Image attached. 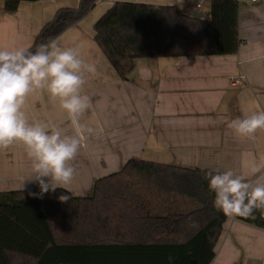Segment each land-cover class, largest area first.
I'll list each match as a JSON object with an SVG mask.
<instances>
[{"label":"crops","instance_id":"obj_1","mask_svg":"<svg viewBox=\"0 0 264 264\" xmlns=\"http://www.w3.org/2000/svg\"><path fill=\"white\" fill-rule=\"evenodd\" d=\"M116 2L176 6L186 15L211 17V0H204L202 10L190 0H100L56 39L62 47L82 44V58L97 69L86 75L82 89L91 108L81 123L93 133L82 140L70 193L90 196L96 180L118 173L132 158L238 173L264 159V130L249 140L227 127L231 119L264 111V0L239 2L241 45L235 55L140 59L127 80L120 78L95 41L96 23ZM78 5L79 0L22 2L15 15H7L0 0V46H32L57 10ZM25 113L30 122L73 132L66 113L39 91L28 97ZM30 169L23 145L0 151V193L38 190L37 184L25 181ZM156 200L152 209L164 214L166 208L190 203L171 196ZM215 252L211 264H264V231L228 218Z\"/></svg>","mask_w":264,"mask_h":264},{"label":"trees","instance_id":"obj_2","mask_svg":"<svg viewBox=\"0 0 264 264\" xmlns=\"http://www.w3.org/2000/svg\"><path fill=\"white\" fill-rule=\"evenodd\" d=\"M38 1L44 0H4V12L15 15L22 2ZM99 1L79 0L76 8L57 10L31 50L56 40ZM95 33L127 80L140 59L235 55L241 45L239 3L211 0V17L204 20L176 6L116 2ZM207 171L132 158L118 173L96 180L90 196L60 188L42 199L29 195L40 189L0 193V264H211L228 217L214 207ZM61 194L72 199L62 203ZM158 196L190 203L156 213ZM254 215L235 219L264 231V216Z\"/></svg>","mask_w":264,"mask_h":264},{"label":"clouds","instance_id":"obj_3","mask_svg":"<svg viewBox=\"0 0 264 264\" xmlns=\"http://www.w3.org/2000/svg\"><path fill=\"white\" fill-rule=\"evenodd\" d=\"M82 47H62L56 40L36 45L35 51L31 46H0V151L17 143L23 145L31 165L25 181L40 189L38 193L29 192L35 198L42 199L45 193L58 188L71 192L69 186L77 177L74 161L84 136L93 133L92 128L81 123L91 108L90 98L82 89L86 75L95 74L97 69L82 58ZM37 91L66 113L72 133L48 123L29 121L26 101ZM227 127L238 137L254 140L264 130V111L231 119ZM262 172L264 159L253 161L242 173L231 169L207 171L205 179L215 194V209L230 219L255 218L257 211L264 216V176H257ZM58 199L67 203L72 196L61 194Z\"/></svg>","mask_w":264,"mask_h":264},{"label":"built area","instance_id":"obj_4","mask_svg":"<svg viewBox=\"0 0 264 264\" xmlns=\"http://www.w3.org/2000/svg\"><path fill=\"white\" fill-rule=\"evenodd\" d=\"M190 1L192 3H194L196 10H202L203 9L204 0H190ZM235 1H237L239 3L241 0H235ZM248 1L256 2L257 0H248Z\"/></svg>","mask_w":264,"mask_h":264},{"label":"water","instance_id":"obj_5","mask_svg":"<svg viewBox=\"0 0 264 264\" xmlns=\"http://www.w3.org/2000/svg\"><path fill=\"white\" fill-rule=\"evenodd\" d=\"M191 16H193V17H196V18H202V16H201V14H192Z\"/></svg>","mask_w":264,"mask_h":264}]
</instances>
